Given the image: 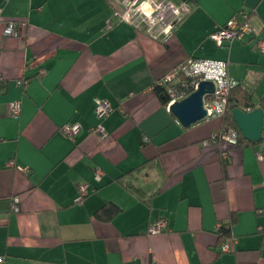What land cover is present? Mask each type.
<instances>
[{
    "label": "crops",
    "instance_id": "1",
    "mask_svg": "<svg viewBox=\"0 0 264 264\" xmlns=\"http://www.w3.org/2000/svg\"><path fill=\"white\" fill-rule=\"evenodd\" d=\"M123 1L0 0V264H264V132L254 145H204L223 118L185 127L155 90L189 57L226 60L258 104L264 0H192L161 39L113 18ZM233 16L252 31L219 45L211 34ZM7 20L19 35L4 34ZM99 100L113 106L106 117ZM66 123L80 126L74 140ZM105 204L118 208L108 221L96 216ZM233 214L237 241L223 252L218 228ZM160 219L168 227L151 232Z\"/></svg>",
    "mask_w": 264,
    "mask_h": 264
},
{
    "label": "built area",
    "instance_id": "2",
    "mask_svg": "<svg viewBox=\"0 0 264 264\" xmlns=\"http://www.w3.org/2000/svg\"><path fill=\"white\" fill-rule=\"evenodd\" d=\"M192 0H153V6L160 4L161 7L152 13V17L155 18V22H150L142 12L135 10L141 0H136L133 4L132 0H124L121 9H117L113 13V18L118 19L120 22H127L132 24L135 28L147 31L153 38L161 39L168 38L175 29L176 25L183 18L187 7ZM177 9L179 10L177 12ZM2 10L0 9V20L2 18ZM129 14V20L123 19L125 13ZM171 24L169 32L164 33L161 29L163 26ZM252 31L251 24L248 18L238 19L237 16L231 17L226 24L213 32L211 35L213 39L219 44L232 43L236 39H242L246 34ZM4 34L6 36H17L19 30L17 29V22L14 20H7L5 22ZM256 48L261 52H264V41L257 43ZM181 75L182 78L178 76ZM202 80H213L216 84L215 92L207 96L205 104L208 111V117L210 116H223L226 112L228 97L233 86L236 84L234 79L230 76L229 63L226 60L207 59V58H194L189 57L181 61L173 72L164 75L157 80L156 85L165 86L169 95L170 101L168 107L177 100H181L190 94L194 89L198 87V84ZM27 80L21 78L18 80L19 84L27 85ZM22 105L20 102H12L8 106V112L10 116L19 118L21 115ZM113 110V106L108 100H99L96 104V111L100 117L108 116ZM63 132L71 139L74 140L76 134L80 130L79 125L66 123L62 126ZM92 133L97 134L100 137H106L108 135L106 127L103 123H98L92 129ZM148 138L144 137V141ZM227 142L229 144L237 145L241 143V134L235 129H221L213 133L209 138L203 140L204 145L211 143ZM227 155V153H225ZM258 158L264 161V149H259ZM9 164H14L13 160H10ZM23 171H28V168H19ZM103 172L101 169L96 170V178L100 179ZM79 192L81 198L88 194L87 185L80 184ZM19 198L13 197L11 209L13 211L19 210ZM168 227V222L165 219L151 225V232H161ZM259 231L264 233V225L259 226ZM237 241V236L232 232L231 235L220 245V250L223 252L232 251L233 244ZM3 258H0L2 260Z\"/></svg>",
    "mask_w": 264,
    "mask_h": 264
},
{
    "label": "water",
    "instance_id": "3",
    "mask_svg": "<svg viewBox=\"0 0 264 264\" xmlns=\"http://www.w3.org/2000/svg\"><path fill=\"white\" fill-rule=\"evenodd\" d=\"M216 84L213 80H202L198 87L181 100L170 105L173 115L185 127H190L208 117L205 104L207 96L215 92ZM233 114L241 135L249 142L258 143L263 138L264 109L260 106L253 110L235 108Z\"/></svg>",
    "mask_w": 264,
    "mask_h": 264
},
{
    "label": "trees",
    "instance_id": "4",
    "mask_svg": "<svg viewBox=\"0 0 264 264\" xmlns=\"http://www.w3.org/2000/svg\"><path fill=\"white\" fill-rule=\"evenodd\" d=\"M155 90L157 92V94L159 95L162 103L164 105H168L170 98L169 95L167 93V88L165 86H160V85H155ZM262 107L264 109V98L260 99V102L257 104L254 101L253 95L245 89V87L242 86L241 83H236L231 92L230 95L228 97V102H227V108H226V112L223 114L222 118H223V124H222V128L221 129H235L237 130L240 134L241 132L239 131L238 125L236 123L234 114H233V110L235 108H241L243 110H253L256 107ZM205 140V139H204ZM262 141V140H261ZM258 142V143H261ZM218 143V142H215ZM241 143H246V144H252L254 145V143L247 141L246 139H244V137L241 135ZM220 144V143H218ZM261 149H264V147H262ZM225 151L221 152V159L223 162V170L226 171V165L228 162V155H225ZM131 187V186H130ZM133 189V191H135L139 196H142V192L140 191L139 188L135 187H131ZM13 202V198L10 201V207L12 205ZM12 210V209H11ZM118 211L117 206L113 205V204H105L104 206H102L99 210H97L96 212V216L104 221H108L110 220ZM235 221V215L233 214L231 216V221L229 223H227V225H224L222 227L218 228V232L221 238V244L231 235L232 233V224Z\"/></svg>",
    "mask_w": 264,
    "mask_h": 264
},
{
    "label": "clouds",
    "instance_id": "5",
    "mask_svg": "<svg viewBox=\"0 0 264 264\" xmlns=\"http://www.w3.org/2000/svg\"><path fill=\"white\" fill-rule=\"evenodd\" d=\"M132 2H133V4H135L136 0H132ZM160 7H161V5L158 3L155 4V7H154L153 6V0H141V2L138 5H136L135 10L137 12H142L146 17L149 18L150 22H155V18L152 17V13ZM178 11L179 10L177 9V12ZM123 19L125 21L129 20V14L127 12L125 13ZM171 27H172L171 24H169V25L163 26L161 30L164 33H167L170 31Z\"/></svg>",
    "mask_w": 264,
    "mask_h": 264
}]
</instances>
